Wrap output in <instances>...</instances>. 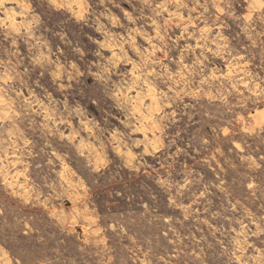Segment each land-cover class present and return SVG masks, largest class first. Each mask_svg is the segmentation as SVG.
Here are the masks:
<instances>
[{"label":"rangeland","instance_id":"374dc122","mask_svg":"<svg viewBox=\"0 0 264 264\" xmlns=\"http://www.w3.org/2000/svg\"><path fill=\"white\" fill-rule=\"evenodd\" d=\"M0 264H264V0H0Z\"/></svg>","mask_w":264,"mask_h":264}]
</instances>
